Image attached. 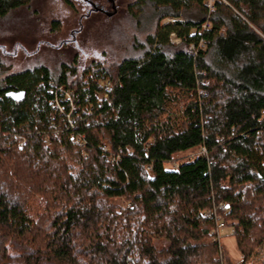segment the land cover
<instances>
[{"label": "trees", "instance_id": "trees-1", "mask_svg": "<svg viewBox=\"0 0 264 264\" xmlns=\"http://www.w3.org/2000/svg\"><path fill=\"white\" fill-rule=\"evenodd\" d=\"M37 1L0 0V20L37 21ZM118 2L104 61L0 63V264H251L264 256V0ZM219 206L238 263L211 236Z\"/></svg>", "mask_w": 264, "mask_h": 264}, {"label": "rangeland", "instance_id": "rangeland-1", "mask_svg": "<svg viewBox=\"0 0 264 264\" xmlns=\"http://www.w3.org/2000/svg\"><path fill=\"white\" fill-rule=\"evenodd\" d=\"M68 1L70 5L64 4L62 0H38L33 6V10L39 12L37 21L30 19L33 12L27 10L19 11L6 20H0V63L4 61L19 66L25 61H36V64L55 68L62 58L68 63L75 58L83 69L93 61H104L106 55L103 52V37L112 25L109 19L113 13H117L116 7L120 8L118 0H111L112 3L108 0H89L107 8V17L96 13L88 17L87 7L80 0ZM29 21L30 24L27 25ZM54 22L61 24V32H52L51 26ZM73 31L80 33L71 36ZM13 38L18 41L13 42ZM220 244L230 258L238 263L240 258L235 239L227 237ZM167 245V242L161 241L155 246L162 250ZM251 264H264V256Z\"/></svg>", "mask_w": 264, "mask_h": 264}, {"label": "built area", "instance_id": "built-area-1", "mask_svg": "<svg viewBox=\"0 0 264 264\" xmlns=\"http://www.w3.org/2000/svg\"><path fill=\"white\" fill-rule=\"evenodd\" d=\"M219 1H221V0H207V2L205 3V6L207 7V9L209 10L210 13H212L214 11V5H215V3L216 2H219ZM202 30H203V32L204 31L207 32L208 30H210V24L208 23L207 25H204L202 27ZM173 42H175L176 44H178V42H176V41H173ZM191 50H194V47H192ZM203 154H206V151L205 150H203ZM173 168L174 169H177V166L175 165V166H173ZM224 229H225V225L222 224V223H219L217 221V228L212 233V237H213L214 242H217L216 240L221 237L220 234H221V232ZM231 235L232 236L235 235L234 232H232Z\"/></svg>", "mask_w": 264, "mask_h": 264}, {"label": "bare ground", "instance_id": "bare-ground-1", "mask_svg": "<svg viewBox=\"0 0 264 264\" xmlns=\"http://www.w3.org/2000/svg\"><path fill=\"white\" fill-rule=\"evenodd\" d=\"M174 22H176V21H174V20H168L167 22H165L164 24H170V23H174ZM171 43L173 44V45H175V46H179L180 44H181V41H179L174 35H172L171 36ZM173 41H176V42H178V44H176L175 42H173ZM192 47H194V50H191V48ZM205 46H204V44H203V42H201V44L199 45V47H195V46H191V47H189V51L190 52H192L194 55H197L198 54V52H199V50L200 49H203ZM88 67V66H87ZM87 67H85V68H87ZM118 83H120V82H118ZM175 166V165H174ZM149 171H151V170H149ZM218 210H222V211H225V207L224 206H219L214 212H213V214H214V217H215V220H216V227H215V229L217 228V221L219 222V223H222V224H224L223 223V221L220 219V217H218V215H217V212H218ZM225 225V224H224ZM214 229V230H215ZM225 229H226V226H225ZM213 230V231H214ZM213 231H212V233H213ZM223 232V231H222ZM222 232H221V234H222ZM212 233H211V236H212ZM220 234V235H221ZM223 239H225V238H218L216 241L217 242H222V240Z\"/></svg>", "mask_w": 264, "mask_h": 264}, {"label": "flooded vegetation", "instance_id": "flooded-vegetation-1", "mask_svg": "<svg viewBox=\"0 0 264 264\" xmlns=\"http://www.w3.org/2000/svg\"><path fill=\"white\" fill-rule=\"evenodd\" d=\"M80 2L83 4V5H85L86 7H87V16L89 17L91 14H94V13H96V14H100L101 16H104V17H107L109 14H108V10H107V8L105 9L104 7H102V6H100L99 4H94V3H91L89 0H80ZM108 2L109 3H112V1L111 0H108ZM86 16V17H87ZM83 17H85V16H83ZM81 22V21H80ZM58 23V22H57ZM80 25V24H79ZM79 31H78V34H77V32L76 33H74V31H73V33H72V35L71 36H73L74 34H77V35H79ZM76 37V36H75ZM76 42H77V40H76ZM43 43V42H42ZM44 44H46V43H44Z\"/></svg>", "mask_w": 264, "mask_h": 264}]
</instances>
